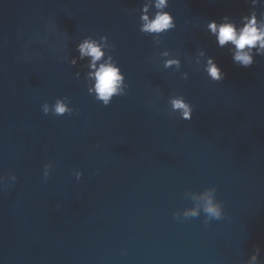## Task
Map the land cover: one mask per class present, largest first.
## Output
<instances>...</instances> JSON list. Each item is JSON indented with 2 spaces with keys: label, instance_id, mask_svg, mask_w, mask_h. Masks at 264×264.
<instances>
[{
  "label": "water",
  "instance_id": "water-1",
  "mask_svg": "<svg viewBox=\"0 0 264 264\" xmlns=\"http://www.w3.org/2000/svg\"><path fill=\"white\" fill-rule=\"evenodd\" d=\"M149 2L0 0V176H17L0 188V264H245L257 246L264 264V57L237 67L205 31L250 0H169L176 28L158 46L138 30ZM90 35L108 37L129 85L108 107L87 93L86 62L64 60ZM166 50L180 72L163 68ZM198 50L223 82L187 62ZM65 96L78 114H43ZM209 190L225 217L205 225Z\"/></svg>",
  "mask_w": 264,
  "mask_h": 264
},
{
  "label": "clouds",
  "instance_id": "clouds-1",
  "mask_svg": "<svg viewBox=\"0 0 264 264\" xmlns=\"http://www.w3.org/2000/svg\"><path fill=\"white\" fill-rule=\"evenodd\" d=\"M249 3V0H245ZM169 7V0H150L143 3L139 9V32L142 35L152 38L155 46L161 43V37L176 28L173 15L166 11ZM258 7L261 10H257ZM205 31L214 38L217 48L226 49L230 54L234 65L240 68H250L254 65L256 57H264V3L261 0H250V10L247 14L241 15L238 19L231 16H223L219 22L209 20ZM66 47V45H65ZM115 46L108 43L107 36H100L99 39L93 36H86L75 45L77 56L65 57V62L76 66L79 61H85L83 67L84 81L87 85V93L103 107H108L115 97L127 95L129 85L126 78L114 59L112 52ZM164 57L163 68L174 69L180 72L182 68L179 56L170 55L169 51L162 53ZM189 64L194 63L198 71L206 74L207 78L214 83L223 82L225 73L216 63L215 58L207 55L204 50H198L197 55L188 57ZM76 78L80 79L81 73L77 72ZM189 74L183 72L181 79L187 81ZM159 94V93H158ZM71 101L67 96L57 98L54 103L45 102L41 110L45 116L53 115L62 117L78 114L77 110L70 107ZM170 111L178 114L184 121L192 119L193 107L186 101L185 97L176 93L169 96L167 100ZM53 168L51 163L43 166V180L46 182L50 171ZM75 179L80 181L83 173H73ZM17 180L15 173H9L6 177L0 176V188H8L14 185ZM199 199L202 201V210L207 216L204 224L208 225L210 220H222L225 217L223 206L215 199L214 190L203 193ZM60 205L57 204V207ZM200 209H192L184 212L185 217H197ZM178 218V214H174ZM261 249L259 246L250 254L245 264H261Z\"/></svg>",
  "mask_w": 264,
  "mask_h": 264
}]
</instances>
